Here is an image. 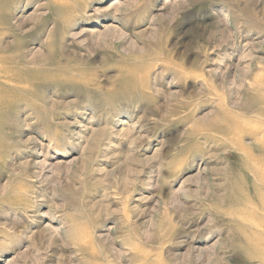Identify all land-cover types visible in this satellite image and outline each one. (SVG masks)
Returning <instances> with one entry per match:
<instances>
[{
	"label": "rangeland",
	"instance_id": "rangeland-1",
	"mask_svg": "<svg viewBox=\"0 0 264 264\" xmlns=\"http://www.w3.org/2000/svg\"><path fill=\"white\" fill-rule=\"evenodd\" d=\"M263 160L264 0H0V264H264Z\"/></svg>",
	"mask_w": 264,
	"mask_h": 264
},
{
	"label": "bare ground",
	"instance_id": "bare-ground-1",
	"mask_svg": "<svg viewBox=\"0 0 264 264\" xmlns=\"http://www.w3.org/2000/svg\"><path fill=\"white\" fill-rule=\"evenodd\" d=\"M115 3H117V2H115ZM113 4H114V3H113ZM114 5H115V4H114ZM112 6H113V5H112ZM261 164L264 165V160L262 161ZM259 173H261V176L264 178V166L260 169ZM258 259H259V261H260L261 263H264V252H263V254H261V255L258 257Z\"/></svg>",
	"mask_w": 264,
	"mask_h": 264
}]
</instances>
